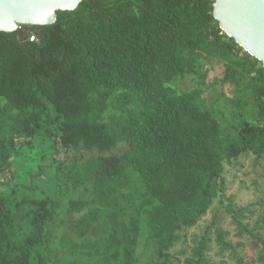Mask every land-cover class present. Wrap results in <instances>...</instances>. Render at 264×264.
I'll list each match as a JSON object with an SVG mask.
<instances>
[{
	"label": "trees",
	"instance_id": "trees-1",
	"mask_svg": "<svg viewBox=\"0 0 264 264\" xmlns=\"http://www.w3.org/2000/svg\"><path fill=\"white\" fill-rule=\"evenodd\" d=\"M212 3L83 0L50 25L0 32V264H139L142 241L145 264H209L211 232L230 247L226 216L264 263V236L223 205L224 166L264 157V69L219 29ZM184 78L192 89L179 91ZM35 141L49 158L17 173ZM214 203L181 263L175 246Z\"/></svg>",
	"mask_w": 264,
	"mask_h": 264
},
{
	"label": "rangeland",
	"instance_id": "rangeland-1",
	"mask_svg": "<svg viewBox=\"0 0 264 264\" xmlns=\"http://www.w3.org/2000/svg\"><path fill=\"white\" fill-rule=\"evenodd\" d=\"M221 67L213 65L212 69L207 74L206 85L207 91L203 95L205 99L212 94L210 83L213 79L221 76ZM176 88L179 91H187L192 89V82L190 78H184L176 82ZM223 92L227 97L231 96V87L225 85ZM224 107V104H220ZM35 151L30 154H25L16 162H13V169L16 172L26 170L32 171V167L28 165L30 157L38 158L41 155L49 158V149H41L36 141L34 143ZM26 156V157H25ZM28 165V166H27ZM46 171L41 174L40 180H44ZM224 186H225V199L223 205L228 202L226 198L231 200L233 209H244L243 216L240 218L242 225H246L249 230H253L255 234L264 236V231L255 229L260 217L264 212V157L256 160L254 156L245 155L238 158L234 163L224 166ZM39 179V178H38ZM38 179L27 178L21 181L23 184H32L37 188H44V185ZM221 210L216 203L212 209L197 223L196 226L186 231L184 243H178L173 252L176 258L182 263L186 257L194 259L198 238L204 232L206 226L210 223L212 214L215 211ZM220 229L223 233V240L229 244V249H221L217 242L214 232L209 236L208 250L206 258L209 264H264L258 257L261 247L255 248L253 241L245 234H239L236 223L230 216L224 217L220 221ZM141 242L138 247L139 264H145L148 260L152 259V253L149 247Z\"/></svg>",
	"mask_w": 264,
	"mask_h": 264
},
{
	"label": "water",
	"instance_id": "water-1",
	"mask_svg": "<svg viewBox=\"0 0 264 264\" xmlns=\"http://www.w3.org/2000/svg\"><path fill=\"white\" fill-rule=\"evenodd\" d=\"M83 0H0V32L22 25L46 26L57 11H73ZM219 29L264 69V0H213Z\"/></svg>",
	"mask_w": 264,
	"mask_h": 264
},
{
	"label": "built area",
	"instance_id": "built-area-1",
	"mask_svg": "<svg viewBox=\"0 0 264 264\" xmlns=\"http://www.w3.org/2000/svg\"><path fill=\"white\" fill-rule=\"evenodd\" d=\"M33 39H34L33 37H30V38H29V41H33Z\"/></svg>",
	"mask_w": 264,
	"mask_h": 264
}]
</instances>
